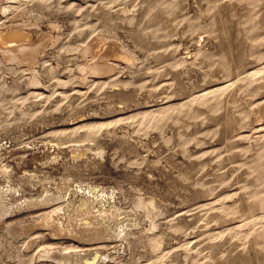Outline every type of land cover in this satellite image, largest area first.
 <instances>
[{
  "label": "rangeland",
  "instance_id": "374dc122",
  "mask_svg": "<svg viewBox=\"0 0 264 264\" xmlns=\"http://www.w3.org/2000/svg\"><path fill=\"white\" fill-rule=\"evenodd\" d=\"M21 22L36 24L23 27L34 41L53 39L33 67L0 53V221L79 202L82 183L104 188L95 213L113 202L128 222L109 227L111 264H264V0H0V31ZM97 36L135 62L110 57L115 71L83 80L81 51ZM87 130L97 139L82 141ZM46 190L67 197L27 205ZM152 195L162 201L154 230L136 208ZM33 231L34 249L99 246ZM23 246L0 264H34Z\"/></svg>",
  "mask_w": 264,
  "mask_h": 264
},
{
  "label": "bare ground",
  "instance_id": "6f19581e",
  "mask_svg": "<svg viewBox=\"0 0 264 264\" xmlns=\"http://www.w3.org/2000/svg\"><path fill=\"white\" fill-rule=\"evenodd\" d=\"M6 8L7 7H3L4 10ZM35 10L33 9V11H35ZM34 24L35 23H31V22H21V23H18V25L15 23L5 24L6 29L0 31V53L4 58H6L8 60L15 61L18 63V65H19V62L20 63L26 62V63H28V65L30 67H33L36 64V61L38 60L37 56H38L39 52L41 53V50L43 48H46L47 44L50 41H52L53 36L49 32L40 31L37 35V40L34 41L32 33L23 28L24 26H30V25H34ZM52 27L56 28L55 25ZM120 42H118L115 39H108V38H105L103 36H99V37L97 36L96 40L89 43L81 51L82 56H86V57L89 56L87 58L85 64L82 67V75L83 76L82 75L81 76L84 77L83 80H86V77L89 76L90 74H92L94 76L97 75L98 77L100 76L102 78L103 76L105 77L108 73L110 74V72L115 71V64L110 61V57H119V58L125 60L126 62H129L130 64L135 62V56L133 55V53L131 51H129L127 48H125L124 45H122ZM111 60H113V58ZM35 74L36 73H34V75ZM38 78H37V75L33 76L32 81L35 84L36 83L38 84L39 83ZM88 131L89 130H87L86 137L83 138L82 141H93V140L97 139L96 137H93L92 132L90 133V131L89 132ZM78 142L76 143V145H72L73 146L72 152H73L74 157H80L83 155V147L84 146H83V144L80 143V140H78ZM3 170H6V168L4 167ZM3 175L5 178H7V180L11 179V177H12V176H10V174H3ZM38 180H39V178H38ZM64 181H65V179H64ZM45 182H47V181L45 180ZM66 182H67V180H66ZM77 189H79L83 192L82 193L80 191L82 193V197L80 200H78L79 202H76V201H73L70 199H64L65 204L58 207L59 208L58 210L53 211V209H52V211L46 212L45 214H43L44 213L43 212L42 213L43 216L41 215L42 217L35 219L37 217L36 216L34 218L35 220L33 222L25 223L26 222V220H25V222H22V223H19V222L18 223H16V222L11 223V222H8L7 220H4L3 219L4 217H2L1 221H0V257L2 258L4 255H6V253H7L6 249H8L7 248L8 246L17 243V245H20V244L24 245L23 250L25 247L27 248L26 252L22 251L24 253H27V254L33 253L36 250L35 251L34 264H111V263H113L112 260H114V258L110 254L105 253V251H104V248L107 246L104 243H105L106 239L111 237V234L108 232L109 227H111L114 230V229H116V226H119L122 230L124 227V224H125V223L122 224V222L125 221L127 224H128V222H127V220L121 221L119 219V217H120L119 209L116 207V205L113 202H108L105 200L107 203H109V206L108 207L103 206L102 209H100L101 208L100 207L99 208L100 214L95 213L92 210L93 208L91 209V200L92 199L94 200L95 198H99L100 202H101L104 198L107 197L105 195L104 188H101V187L99 188L97 186H94V187L93 186H87V185H83L82 183H79L77 186ZM32 197H30V198H32ZM66 197H67L66 194L62 195V194H59V192H58V195L53 194V193L49 194V191H47L46 195L42 196V198L39 199L38 196L36 199H31V200L26 198L27 200L25 202L31 208V205H42V204H45L49 201L58 200L61 198H66ZM158 199L160 200V198L157 197L156 195H152L148 198L140 197L136 202V208L143 209L145 216H147L149 219H151L150 224L153 226V230L155 229V227L159 226L158 221H156L154 219L155 215H157V213L160 212L159 211V209H160L159 204L162 201L160 200L161 202L158 203ZM109 201H110V199H109ZM102 203H104V202H102ZM103 205H105V203ZM161 205H163V204H161ZM99 206H100V203H99ZM93 207L95 208V206H93ZM5 209H6V204L4 202L3 192L0 191V216L2 215L3 211H5ZM27 213H29V211ZM136 213H134V211L130 210L129 215H131V218L132 217L135 218V217L139 216V215L137 216ZM127 214H128V212H127ZM108 219H109V222L107 223L106 221ZM136 219H138V218H136ZM115 220H116V222H115ZM128 220H129V218H128ZM114 222H115V224H113ZM129 226H131V225L129 224ZM160 226H161V223H160ZM39 228L47 229L50 232L52 231L53 232L52 239L56 240V241L66 239L67 242L69 240V242L74 241V242H78L80 244H83V242H84V243H86V245H90V244L96 245L97 244L99 246L98 247H90V248H80V249H75L73 251L68 250L67 249L68 247H65L66 245L63 247H52V246L39 247V246H37V248L34 249L33 247L36 243H38V241L40 239V235L38 233L34 232L33 230H35V229L39 230ZM126 230H127V228L125 230H123L122 232H124V234H126V236L128 238L127 237H125V238L128 240L129 235H131V233H128ZM150 230H152V228ZM31 231H33V234H31L29 237H27L26 235L28 233H30ZM130 232H131V229H130ZM138 232H139V230L137 231V233ZM141 232H144V230H142ZM39 233H40V231H39ZM8 237H11L13 239V241L8 239ZM142 237H144V233H143ZM137 238H139V237H137ZM133 239H136V237ZM133 239H130V240H133ZM130 240L128 242L130 244L133 243ZM141 240L144 241L143 239H141ZM128 242H127V244H128ZM133 245L136 246L135 244H133ZM128 246H130V245H128ZM134 246H132V247H134ZM143 246H145V245H143ZM35 247H36V245H35ZM31 248H33L34 250L31 251ZM17 249L19 250V247H17ZM18 252H20V251H18ZM146 253H148V252L146 251ZM146 256H145V258H146ZM138 257H139V255H138ZM2 259H4V258H2ZM127 260H129V257ZM131 262H132V260H131ZM121 264H122V262H121ZM123 264H125V262ZM129 264H131V263H129Z\"/></svg>",
  "mask_w": 264,
  "mask_h": 264
}]
</instances>
